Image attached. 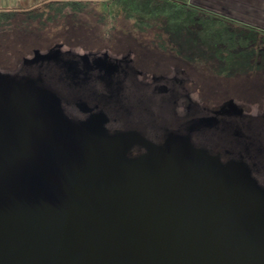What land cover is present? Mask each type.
I'll return each mask as SVG.
<instances>
[{
	"label": "water",
	"instance_id": "95a60500",
	"mask_svg": "<svg viewBox=\"0 0 264 264\" xmlns=\"http://www.w3.org/2000/svg\"><path fill=\"white\" fill-rule=\"evenodd\" d=\"M28 84L0 75V264H264V197L241 165L215 171L185 138L164 153L98 139ZM133 142L152 168L113 171Z\"/></svg>",
	"mask_w": 264,
	"mask_h": 264
},
{
	"label": "flooded vegetation",
	"instance_id": "af4514ba",
	"mask_svg": "<svg viewBox=\"0 0 264 264\" xmlns=\"http://www.w3.org/2000/svg\"><path fill=\"white\" fill-rule=\"evenodd\" d=\"M152 62L131 50L121 55L106 51L77 54L57 46L24 57L12 72L0 71V75L50 92L57 101L48 102L51 110L71 127L98 139L115 141L132 135L164 153L185 138L190 148L217 159L215 171L227 163L241 165L264 197V110L260 109L264 79L240 83L239 89L250 91L235 90L243 103L227 94L219 99L204 94L200 100L192 95L199 92L198 84L203 93V86L191 74L175 65L160 68ZM256 70L264 72V67ZM253 74L247 70L242 75ZM254 103L256 113L251 109ZM197 119L208 122L198 130H186ZM124 146L115 148L113 171L122 166L139 172L152 168L148 148L138 142Z\"/></svg>",
	"mask_w": 264,
	"mask_h": 264
},
{
	"label": "rangeland",
	"instance_id": "374dc122",
	"mask_svg": "<svg viewBox=\"0 0 264 264\" xmlns=\"http://www.w3.org/2000/svg\"><path fill=\"white\" fill-rule=\"evenodd\" d=\"M189 3L206 16L224 20L230 29L250 32L251 37L244 34V39L251 40L246 52L238 46H229V50L227 41H223L219 48L205 53L193 37L170 33L152 21L142 25L137 24V17L124 18L115 0H0V16L3 15L0 17V71L12 72L24 57L57 46L77 54L106 51L121 55L131 50L139 57L154 61L155 66L175 65L191 74L205 90L202 93L198 84L195 89L200 93L195 90L192 95L196 99H203L204 94L218 99L227 94V98L243 103L235 92L240 83L264 79V72L256 70L258 66L264 67V24L256 20L254 23L261 27L247 23L254 16L247 11L239 12V5L246 3L244 0H190ZM6 12L9 14L4 15ZM243 19L247 22H242ZM248 54L252 56L239 60ZM247 66L254 73L249 77L242 75ZM255 105L251 109L256 113ZM260 109L264 110V106Z\"/></svg>",
	"mask_w": 264,
	"mask_h": 264
},
{
	"label": "trees",
	"instance_id": "16d2710c",
	"mask_svg": "<svg viewBox=\"0 0 264 264\" xmlns=\"http://www.w3.org/2000/svg\"><path fill=\"white\" fill-rule=\"evenodd\" d=\"M115 2L121 7L124 18L137 17L135 19L138 20L137 24L142 25L152 21L154 25L167 29L170 33L176 32L184 37H193L205 53L219 48L222 45L220 42L223 41H227V49H231L229 46L232 48L238 46L243 52H246L245 48L247 49L251 43V40L244 39L250 32L244 33L245 30L240 32L236 31L237 29H230V25L224 20L198 12L191 5L189 6L190 0H115ZM246 58L247 55L239 60L243 61ZM246 69L250 70L249 66ZM239 92L249 93L250 91L247 92V89L243 87L239 89Z\"/></svg>",
	"mask_w": 264,
	"mask_h": 264
},
{
	"label": "crops",
	"instance_id": "0c3cea01",
	"mask_svg": "<svg viewBox=\"0 0 264 264\" xmlns=\"http://www.w3.org/2000/svg\"><path fill=\"white\" fill-rule=\"evenodd\" d=\"M244 1L246 2L244 5L243 4L239 5V12L241 11L242 13H244V11H247L246 13H250V15L254 17L248 18L250 22H247V20L244 19L242 22L252 23L253 25L261 27V24H264V0H259L258 3H255V0H244ZM192 6L194 5L192 4ZM208 8L212 10L211 7ZM201 11H205V10L201 9ZM255 20L256 23H261V24H255L254 23Z\"/></svg>",
	"mask_w": 264,
	"mask_h": 264
}]
</instances>
